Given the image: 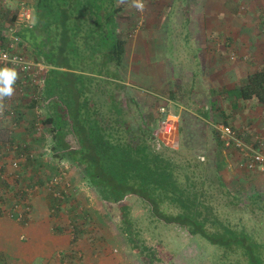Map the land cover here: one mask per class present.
Here are the masks:
<instances>
[{
  "label": "rangeland",
  "instance_id": "rangeland-1",
  "mask_svg": "<svg viewBox=\"0 0 264 264\" xmlns=\"http://www.w3.org/2000/svg\"><path fill=\"white\" fill-rule=\"evenodd\" d=\"M143 2L144 8L138 12L134 0H117L121 10L119 33H124L127 40H131V48L134 47L126 58L128 63L140 58L138 47L142 44V35L150 34L161 39L160 44L171 47V36L177 31L176 27L171 28V8L168 4L164 3L161 10L152 9V17L155 18L146 22L148 9L146 1ZM188 9L192 18L195 14L192 13L193 4ZM1 15L4 18L5 14ZM162 16L167 18L158 23ZM242 16L245 17L244 14ZM196 20L198 22L199 18H195L194 22ZM197 29L195 25H185L184 32L179 29L176 32L177 52H185L186 58L183 59L182 55L178 57V53L173 57L184 63L177 67L180 70L175 73L172 84L171 49L167 51L168 56L161 58L153 57L151 49L145 50L142 52L150 65L147 73L149 79L158 74L150 71L153 63L165 58L167 63L162 68L167 74L162 83L164 87L154 90L149 85L146 89H140L138 86L142 82L136 80L137 75H129L122 70V86L125 88L118 98L124 105L130 102L136 105V109L130 107V112L134 115L138 110L136 123L144 130L148 126H155L156 121L160 120V108L175 114L177 118L172 119L175 130L170 136L159 139L156 147L178 162L192 167L205 182L207 199L220 216L264 238V169L258 166L248 169L239 148L235 145L224 147L216 137V128L227 125L238 142L248 148L255 147L258 141L264 140V106L254 99L233 104V99L225 93L227 90L215 86L216 64L214 57H209L210 51L205 56L193 55L195 51L197 53ZM143 38L148 40L146 43L143 41L145 44L151 41L148 36ZM135 42L138 44L136 47ZM19 51L25 52L21 45ZM27 56L33 58L30 54ZM252 60L239 57L238 68L241 71L245 68L249 70L254 64ZM232 62L228 57L226 63L230 65ZM124 82L130 83V87ZM137 96L146 101L138 99L137 103ZM36 109L37 113L31 112L29 115L42 117L38 118L40 124L35 125L42 130V110ZM41 136L45 146H41L40 152L21 153L24 159L19 156L12 160L18 162L16 169L11 166L14 170L19 168L21 162H26L30 177L28 183H23L16 172L9 174L12 184L6 180L5 185L0 187V200L6 208L9 201L27 200L30 203L27 198L30 194H44L50 199L51 215H63L66 231L74 242H83L87 246L94 264H233V259L223 257L219 250L203 239L192 236L187 229L155 218L149 206L135 196H128L118 204L101 201L76 167L52 157L49 135L42 133ZM13 146H9L8 150ZM217 179H220L223 188L217 185ZM71 257L78 264L84 260L81 250H76Z\"/></svg>",
  "mask_w": 264,
  "mask_h": 264
},
{
  "label": "trees",
  "instance_id": "trees-1",
  "mask_svg": "<svg viewBox=\"0 0 264 264\" xmlns=\"http://www.w3.org/2000/svg\"><path fill=\"white\" fill-rule=\"evenodd\" d=\"M120 11L117 0H35L33 24L18 34L22 49L49 68L32 102L42 110L52 157L76 167L101 201L135 196L155 218L187 229L233 264H264V238L220 216L202 178L160 151L153 126L142 129L138 110L130 112L136 105L118 98L127 42ZM225 93L233 104L264 106V70Z\"/></svg>",
  "mask_w": 264,
  "mask_h": 264
},
{
  "label": "crops",
  "instance_id": "crops-1",
  "mask_svg": "<svg viewBox=\"0 0 264 264\" xmlns=\"http://www.w3.org/2000/svg\"><path fill=\"white\" fill-rule=\"evenodd\" d=\"M17 1L0 0L1 42L4 41L1 33L4 32L5 26L12 25L16 21L18 4L20 3ZM145 1L148 9L145 13L146 22H151L155 18L152 17V9L161 10L165 6L164 3H166L171 8V28L176 27L177 31L179 29V31L184 32L185 25L197 26L198 36L195 38L197 53L195 51L193 55L202 56L204 54L205 56L210 51L209 57L211 59L213 56L216 64V87L227 91L233 90L239 86L240 81L245 80L250 74L264 69V0ZM21 2H26L32 9L34 8L35 0H23ZM191 4L194 8L192 13H195L192 18L188 13ZM240 13L244 14L245 17ZM1 14H5L4 18ZM165 18L167 17H159L160 21L158 23H162V19ZM195 18H199L198 22L197 20L194 22ZM21 30L24 31L25 29H20L18 34L22 32ZM176 32L171 36V47L160 44L161 39L154 38L150 34L142 35V44L138 47L140 58L136 59L134 63H128L126 60L130 49L134 50V47L131 48V43H129L131 40H127L120 74H122V70H126L129 75H137V77L135 76L136 80H140L145 85L138 86L134 83L138 88L141 87L140 89H146L149 85L154 90L163 88L162 83L167 77V74L162 70L167 63L165 58L158 59L157 63H153L154 67L150 71L158 74H153L154 76L149 79L147 73L150 65L146 63L142 51H150L151 49L153 57L161 58L168 56L167 51L171 49L172 84L175 73L180 70L177 67H181L184 63L182 60H174L173 57L178 53V57L182 55L183 59L186 58L185 52L183 54L177 52ZM146 36L151 38V41L147 44L145 43L148 40L143 38ZM144 40L145 43H143ZM137 45V42H135V47ZM24 53L29 54L27 51ZM148 57L151 56L148 55ZM228 57L233 61L230 65L226 63ZM239 57H243V59H246V57L252 58L253 66L249 70L245 68L244 71H241L238 68ZM150 63L152 62L150 61ZM18 83L19 78L13 86V95L3 99L6 107L13 108L15 116L5 115L0 117V187L3 184L5 185L6 180L9 184H12L9 177L12 172H16L20 176L21 182H29L30 173L28 171L29 167L25 164L26 162H21L17 170H14L10 164L12 160L18 159L21 153L40 152L41 146H45L41 134L43 133L45 136L48 134L44 126H41L42 130L35 127V125L40 124L38 118L41 119L42 117L29 115L31 112L37 113L35 105L30 100L31 89L27 88L25 94H20L17 90ZM124 83L130 87V83ZM138 99L146 101L144 98H138L137 96L135 98L137 103H139ZM166 113L173 118H177L173 113ZM36 130L41 132L37 133ZM11 144L17 148L15 149L13 146L12 149L8 150L9 146H12ZM27 198L32 209L26 224L10 219L6 215L0 217V264H78L71 257V254L76 250H81L84 255V260L79 264H94L93 258L88 255L87 246H84L83 242H74L69 232L66 231L64 227L66 220L63 219V215H51L49 210V203L51 202H49L50 199L47 196L34 193L27 196ZM99 261L100 259L96 263Z\"/></svg>",
  "mask_w": 264,
  "mask_h": 264
},
{
  "label": "built area",
  "instance_id": "built-area-1",
  "mask_svg": "<svg viewBox=\"0 0 264 264\" xmlns=\"http://www.w3.org/2000/svg\"><path fill=\"white\" fill-rule=\"evenodd\" d=\"M139 2L144 4L143 0H139ZM137 11L141 12L139 9ZM32 24L33 9L26 2H20L15 23L5 26L4 32L1 33L4 41H0V68H14L19 78L18 92L25 94V89H31L30 100L36 102L42 95L45 71L49 68L19 51L21 40L18 31L31 28ZM0 104L3 105V107H0V117L5 115L9 117L15 116L13 108L6 107L4 100L0 101ZM159 113L160 120L156 121V125L152 128L151 138L153 141L168 137L175 130L174 122L172 121L174 118L168 115L164 108H160ZM216 131L224 147L235 145L239 148L245 158V166L248 169L252 170L257 166L264 169V140L258 141L255 147L248 148L235 139L234 133L229 126H219ZM20 158L24 159L25 156L20 155ZM11 166L16 169L18 162L12 161ZM30 213L31 206L27 200L12 201L8 203L7 208L5 203L0 200V217L6 215L10 219L26 224Z\"/></svg>",
  "mask_w": 264,
  "mask_h": 264
},
{
  "label": "clouds",
  "instance_id": "clouds-1",
  "mask_svg": "<svg viewBox=\"0 0 264 264\" xmlns=\"http://www.w3.org/2000/svg\"><path fill=\"white\" fill-rule=\"evenodd\" d=\"M134 6L143 10L144 4L139 2V0H134ZM18 78V73L14 68H2L0 69V101L5 97H11L14 92V84ZM0 107H3L0 104Z\"/></svg>",
  "mask_w": 264,
  "mask_h": 264
}]
</instances>
